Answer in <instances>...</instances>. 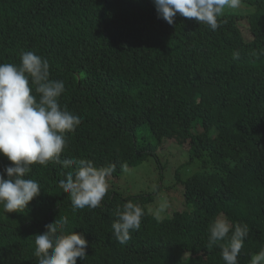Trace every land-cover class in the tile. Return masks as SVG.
I'll return each mask as SVG.
<instances>
[{
	"label": "trees",
	"instance_id": "obj_1",
	"mask_svg": "<svg viewBox=\"0 0 264 264\" xmlns=\"http://www.w3.org/2000/svg\"><path fill=\"white\" fill-rule=\"evenodd\" d=\"M174 20L158 18L153 0H0V63L19 65L28 51L46 59L49 78L65 84L61 108L81 119L61 160L115 168L101 206L73 210L59 181L76 166L33 164L26 178L40 195L21 213L0 206V264H37L35 235L62 217L88 241L77 264H224L227 240L207 247L218 216L249 228L238 264L264 248V0L225 9L215 31L179 13ZM32 94L39 99L34 86ZM168 140L184 143L187 157L175 158L166 184L158 150ZM148 157L158 172L151 190L116 187ZM10 164L0 154V172ZM191 164L198 169L181 175ZM171 194L177 208L157 219L148 204ZM129 200L145 215L121 245L111 225Z\"/></svg>",
	"mask_w": 264,
	"mask_h": 264
},
{
	"label": "clouds",
	"instance_id": "obj_2",
	"mask_svg": "<svg viewBox=\"0 0 264 264\" xmlns=\"http://www.w3.org/2000/svg\"><path fill=\"white\" fill-rule=\"evenodd\" d=\"M243 0H153L158 18L173 25L177 13L215 31L225 9H237ZM238 54H234V58ZM46 59L28 51L20 54V64L0 63V154L11 164L0 172V206L5 213H21L29 202L40 195L41 187L34 179L26 178L33 164L47 167L59 164L68 169L59 187L71 201L73 210L101 206L109 185L106 181L114 165L97 168L91 160L63 159L68 135L76 130L81 119L61 108L58 98L65 92L62 80H52ZM31 85V86H30ZM33 86L36 96L32 94ZM111 225L115 240L125 245L131 233L141 228L145 212L132 201L118 205ZM160 219L159 215L156 216ZM67 217L45 225V231L35 235L33 255L37 264H77L87 257L88 241L83 233L66 231ZM207 247L221 244L224 264H238L244 239L249 234L247 224L234 226L223 216L210 224ZM231 235L229 236V233ZM250 264H264V248L252 255Z\"/></svg>",
	"mask_w": 264,
	"mask_h": 264
},
{
	"label": "rangeland",
	"instance_id": "obj_3",
	"mask_svg": "<svg viewBox=\"0 0 264 264\" xmlns=\"http://www.w3.org/2000/svg\"><path fill=\"white\" fill-rule=\"evenodd\" d=\"M241 5L243 3L241 2ZM241 26L244 28L245 24L242 22ZM183 144L176 145L175 141H164L161 145V147L158 150V154L160 157L163 158V161L167 162L165 165V168L169 171L168 173L164 172V178L163 182L168 184L169 182H172L174 180L173 177V169L176 165V159L179 160V164L184 161V159L187 157L185 150L183 148H186V146ZM176 147V151L179 152V154L175 153L172 150H169V148ZM167 150V153L161 152ZM154 161L152 157H148L145 161H143L140 165L126 168L123 174L121 175L119 181L115 183L116 187H118L120 190H123L126 193L134 194L136 192L142 191V190H151L154 186V182L157 179V170L154 168ZM198 169V166L196 164L189 165L188 168L184 169L182 171L181 175H188L192 173L193 171H196ZM112 184V183H111ZM110 186V183H109ZM158 198V196H157ZM168 199L170 201H168ZM178 200L176 194L167 195L166 201L162 203H153L148 204V207L151 212H155L154 214L157 215V212H161V216L166 215L169 207L172 209L174 206V209L178 206Z\"/></svg>",
	"mask_w": 264,
	"mask_h": 264
}]
</instances>
